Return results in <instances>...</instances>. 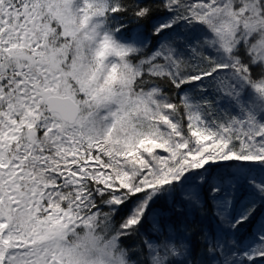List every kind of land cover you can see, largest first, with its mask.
Listing matches in <instances>:
<instances>
[{
  "label": "snow or ice",
  "instance_id": "snow-or-ice-1",
  "mask_svg": "<svg viewBox=\"0 0 264 264\" xmlns=\"http://www.w3.org/2000/svg\"><path fill=\"white\" fill-rule=\"evenodd\" d=\"M0 264H264V0H0Z\"/></svg>",
  "mask_w": 264,
  "mask_h": 264
}]
</instances>
